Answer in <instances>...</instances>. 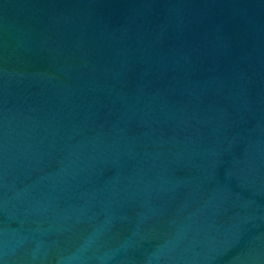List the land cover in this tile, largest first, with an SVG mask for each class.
Returning <instances> with one entry per match:
<instances>
[{
	"label": "water",
	"instance_id": "95a60500",
	"mask_svg": "<svg viewBox=\"0 0 264 264\" xmlns=\"http://www.w3.org/2000/svg\"><path fill=\"white\" fill-rule=\"evenodd\" d=\"M0 264H264V0H0Z\"/></svg>",
	"mask_w": 264,
	"mask_h": 264
}]
</instances>
